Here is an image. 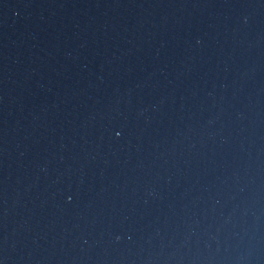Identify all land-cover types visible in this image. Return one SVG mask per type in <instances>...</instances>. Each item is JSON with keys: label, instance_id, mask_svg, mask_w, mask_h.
<instances>
[{"label": "water", "instance_id": "obj_1", "mask_svg": "<svg viewBox=\"0 0 264 264\" xmlns=\"http://www.w3.org/2000/svg\"><path fill=\"white\" fill-rule=\"evenodd\" d=\"M0 264H264V0H0Z\"/></svg>", "mask_w": 264, "mask_h": 264}]
</instances>
